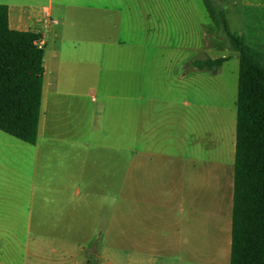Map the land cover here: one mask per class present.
<instances>
[{
	"label": "crops",
	"instance_id": "crops-1",
	"mask_svg": "<svg viewBox=\"0 0 264 264\" xmlns=\"http://www.w3.org/2000/svg\"><path fill=\"white\" fill-rule=\"evenodd\" d=\"M132 1L141 11L136 20L140 28L148 32V19L155 17V24L162 36L163 32H172L171 40L163 41V37L154 43L143 40L138 45L140 49H135L138 47L132 46L129 37L126 40V33L130 36L132 27ZM173 1L179 7L167 14L161 9L163 0H0V5L9 9L12 29L35 31L43 37L40 42L45 49L42 113L37 143L29 145L36 150L41 147L47 150L45 153L36 152L32 157V153L19 150L17 141L0 138L2 236L18 239L17 226L14 225L24 215L29 224L31 219L41 226L55 221L66 224L59 233L54 231L49 236H40L31 229L29 237L33 241L65 239L73 231L89 244L97 238L95 230L102 214L109 218L105 224L111 227L116 202L110 194L119 190L122 191V253L116 252L119 246L107 243L102 251L96 253L101 264H112L117 254L122 255L123 264L231 263L236 128L233 133L231 127H226L222 122L220 130L216 128L213 131L210 139L217 136L222 141V147L218 149L221 163L217 159L198 170L196 160L187 152L179 151V110L174 96L179 92L181 72L174 64H180L181 57L180 16L184 15L182 20L184 24L188 23L182 27L185 34L183 40H187L183 46L196 53L193 58L202 53L213 60L227 58L217 74L192 68L184 75L187 80L196 72L219 78L232 58L239 63V53L231 49L212 19L208 20L202 15V11L196 7V0H184L187 3H182V6L181 0ZM227 1L229 4L225 10L229 28L235 36L244 38L246 10L255 11L254 15L264 12V0ZM206 12L209 16L207 9ZM151 47L158 49L157 57L148 56ZM149 58L155 61L159 59L158 62L167 65L165 87L147 88ZM193 58L183 61V64ZM85 64L95 73L92 88L104 93L112 102L108 111L112 114L110 124L113 127L116 111L119 110L123 126L122 140L120 138L119 141L122 152L95 153L92 155L95 161L76 153L73 156L75 160H90L96 166L100 159L118 160L120 163L107 164L109 170L101 171L106 178L103 184L74 187L66 184V177H81L83 173L76 170L74 174H68L66 169H62L63 161L70 159L71 155L58 151L68 146L69 141L62 135L47 133L44 101L55 91L66 93L63 90L70 89L65 87L68 82L72 87L77 85L82 88L81 71ZM121 69L123 81H118L116 71ZM175 79L176 89L173 87ZM237 79L239 82V71ZM106 84L108 89L105 88ZM222 86L225 87V84L216 83L217 89ZM72 94L79 95V92ZM159 96L162 98L159 99ZM107 106L103 103L100 111L104 112ZM79 110L83 112V108ZM74 143L76 146L77 142ZM41 154L57 161L56 165L60 166L54 172L55 175H63V178L56 185L25 182L28 170L20 162L23 161L25 166L35 163ZM98 169H92L96 176L100 175ZM48 172L45 168L40 174L46 175ZM110 177L113 179L110 180ZM21 179L22 183L19 182ZM84 187L88 194L79 203L75 197L68 195L69 190L76 189L80 196ZM89 193L97 194L92 196ZM71 218L79 219L78 223L72 225ZM69 224L72 226L68 227ZM108 227L104 232L106 236L109 235ZM44 234L47 235V232ZM87 249L85 244H81L78 251H45L42 243L34 251H28V264H37L36 260L38 264H88L93 254ZM13 253L0 248V264H10Z\"/></svg>",
	"mask_w": 264,
	"mask_h": 264
},
{
	"label": "rangeland",
	"instance_id": "rangeland-1",
	"mask_svg": "<svg viewBox=\"0 0 264 264\" xmlns=\"http://www.w3.org/2000/svg\"><path fill=\"white\" fill-rule=\"evenodd\" d=\"M184 2L187 3L184 0L180 1L181 6L182 3L184 4ZM162 4L163 7H161V9L164 10L165 13L167 12V14L173 9L176 10V8L179 7L176 3H174L173 0H163ZM196 7H198L200 11H202V15H204V17H207L208 20H211L206 12L202 0H196ZM131 10L133 19L132 27L130 30V36L128 32L126 33V40H128L129 37L132 46L138 47L135 49H140L138 45L140 44V41L143 40L146 42L148 41L149 43L157 42L161 40L162 37L163 41L171 40L170 35L172 32H163L162 36L161 31L158 30L155 24V17H151L150 19H148V32H145L140 28V25L136 20L139 19L141 11L139 10L135 1H132ZM252 15H254V13ZM254 16L255 17L250 16V18H246L247 21L245 25L246 30L244 39L247 43L252 42L253 47L260 46L262 49H264V12H256ZM183 17L185 16H180V64H174V67L180 69L181 72V78L178 81L179 92L177 91L178 94H176L178 96L177 103L176 95L174 96L175 104L178 105L179 110L177 140L179 151L181 153L187 152L190 157L196 160L195 166L198 170H200L202 168L204 169L210 162H213L217 159L219 160L218 163H221V158L219 157L220 152H218V149H221L222 141L219 139L220 137L217 139V136L216 138L210 139L213 135L214 129L217 128L220 130V123L222 122L224 123L223 125H226V127L230 126L233 133L234 129L236 128V101L238 96L237 75L239 71V63L236 59L232 58L228 62V64L224 66L222 75L219 78H211L208 75H202L201 73L203 72H196L195 75H192L191 78L187 80V77H185L184 75H186V73H189L192 68L188 69L187 65L189 62L183 64V61L192 59L193 57H195L196 53L191 52V49L185 48L183 46L187 43V40H183L185 38V34L183 33L182 27L185 25L187 26L188 24L187 22L184 24V21L182 20ZM253 21H256L257 23L254 25L253 23L249 25ZM143 22L144 21L142 20L141 24H143ZM213 25L216 27L215 24ZM213 25L212 27H214ZM253 26L256 29L254 33L252 32ZM169 28H171L170 25ZM174 34H176V31L174 32ZM221 36L226 40V37L223 33H221ZM166 50L171 51V49ZM156 55H158V49L155 47H151L149 49L148 56L157 57ZM203 55L204 53H202V56ZM186 56L190 57L188 58ZM158 61L159 59L155 61L149 58V61L147 63L146 79L148 83V89H151V87L156 88L157 86L165 87V67L167 65ZM81 75V80L83 81L82 88L75 85L74 87L78 89L75 90V88L72 87L71 82H68L65 84V87L70 89L63 90L66 93H57L58 91H55L53 92V94L47 97L46 101H44V108L48 121L47 133L53 134L54 136L62 135L69 141L68 146L64 147L61 150L59 149L58 151L62 153L65 152L71 155L69 156L70 159L63 161L64 165L62 164V169H66L68 174H74L76 170L82 171L83 173V176L81 177H77L75 175L66 177V184L68 183L74 187L90 185L92 183L103 184L104 182H106V178L101 175L103 174L101 171L109 170L107 164L118 165V163H120L118 160L109 161L100 159L98 162V166H96L95 163L92 164L90 160H75L73 156L76 153L78 155L83 154L88 159H92V155L95 153L114 154V152L119 153V150H121L122 152V145L119 144V141L120 138L122 140L123 126L121 115H119V110L116 111V122L113 127L110 124V117L112 114L110 115V112L108 111L110 105H112V102L108 97H105L104 93H100L101 91L97 92L96 89L92 88L93 81H95V73L91 69H89L88 65L85 64L82 66ZM122 76L123 69L117 70L115 78H117L118 81H123ZM120 77L121 79H119ZM141 78H144L143 74ZM138 80L139 77L137 81ZM218 82L224 83L225 87L222 86L221 88L217 89L216 83ZM116 87H118V85ZM173 87L175 89L177 87L176 79L175 81H173ZM105 88L108 89L107 84L105 85ZM76 91L79 92V95L72 94ZM150 97L151 96L149 95V99ZM161 98L162 97L159 96V99ZM103 103L108 104V106L103 110L104 112H101L100 109H102ZM116 103L117 102H115V104ZM80 107L83 108V112L79 110ZM99 126L100 128L98 129ZM93 132L95 133L93 134ZM175 132L173 131V133ZM1 137L3 139H12L14 141H17L20 146L19 150L21 152L32 153V157L36 152L45 153L47 151L46 148L41 147L43 144H41V148L39 150H36L29 144L22 142L2 131H0V138ZM73 142H77V145L74 146ZM92 160L95 161V158H93ZM34 162L35 163L31 162L26 166L23 161L20 162V164H22V166L27 168L28 170V176L25 182H29V184L38 183V185H48V183L56 185L57 183L62 181L63 175H55L54 172L57 168L60 167L56 165L57 161L48 159V157H42L41 154L39 159ZM96 167L100 169H98L100 171L99 176H96L92 171V169H95ZM45 168L50 172L46 173V175L40 174ZM49 179H51V181H49ZM111 179L113 178L110 177V180ZM19 182L22 183V179L19 180ZM87 194L88 192H86L85 187L80 196L77 195L76 189L68 191V195L72 198L75 197L78 203L81 200L85 199V196H87ZM89 194L96 195L97 193ZM110 197L116 202L115 216L113 217V220L110 221L112 225L110 227V224H105L109 218L105 217L102 214L100 218L101 221L96 226L97 229L95 230V235L97 236V238H94V240L89 244H86L87 241L81 239L80 234L73 231L72 234L69 233L68 237L65 239H44V241H33L29 237V232L31 231V229L35 230L40 236H49L48 234L54 231L59 233L60 229H63L66 224H60L59 222L55 221L52 224L41 226L37 223H34V219H31V224H29L28 220L23 215L20 217L18 224L14 225L15 227L17 226L15 231L18 234V239L16 237H13L11 240L9 239L10 237L8 235L2 236L0 234V248L4 247V250L6 251H14L13 255H11L13 261L10 262V264H28V251H34V249L37 248L38 245H42V243L45 251H52L53 249L55 251H71V249H73L74 251H78L79 246L81 244H85L86 249L88 248L89 250H87L92 251L93 254L90 255L89 260L92 257L91 260L94 264H101V261L97 257L96 253L98 251H102L107 243H113L119 246L120 249H118L116 252L118 253V251H121L122 253V191L117 190L115 193L110 194ZM81 210L82 209H77V211ZM78 220L79 219L77 218L70 219L72 225L78 223ZM72 225L69 224L68 227ZM29 226H31V228H29ZM108 226L110 227L108 231L109 235L106 236L104 232L107 229L106 227ZM44 232H47V235L44 234ZM76 237H79V239H76ZM114 257L115 258L113 259L112 264H123L121 254H117ZM70 258L71 257H69V259ZM38 262L39 261L36 260L37 264Z\"/></svg>",
	"mask_w": 264,
	"mask_h": 264
},
{
	"label": "trees",
	"instance_id": "trees-1",
	"mask_svg": "<svg viewBox=\"0 0 264 264\" xmlns=\"http://www.w3.org/2000/svg\"><path fill=\"white\" fill-rule=\"evenodd\" d=\"M203 3L231 49L239 53L230 264H264V49L253 47L252 42L247 43L231 32L225 10L229 1ZM254 12L247 9L246 18L255 17ZM252 23L257 22L249 25ZM42 39L35 31L12 29L9 9L0 5V131L30 145L37 143L42 113ZM226 61L227 58L213 60L201 55L190 61L187 68L217 74ZM91 258L88 264H94Z\"/></svg>",
	"mask_w": 264,
	"mask_h": 264
},
{
	"label": "built area",
	"instance_id": "built-area-1",
	"mask_svg": "<svg viewBox=\"0 0 264 264\" xmlns=\"http://www.w3.org/2000/svg\"><path fill=\"white\" fill-rule=\"evenodd\" d=\"M40 46L42 47V44L40 43Z\"/></svg>",
	"mask_w": 264,
	"mask_h": 264
}]
</instances>
